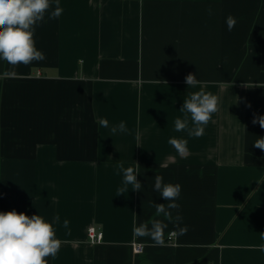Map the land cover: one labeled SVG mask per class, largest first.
I'll list each match as a JSON object with an SVG mask.
<instances>
[{
	"label": "crops",
	"instance_id": "1",
	"mask_svg": "<svg viewBox=\"0 0 264 264\" xmlns=\"http://www.w3.org/2000/svg\"><path fill=\"white\" fill-rule=\"evenodd\" d=\"M60 6L59 18L46 15L35 29L43 61L14 77L0 61V211L54 224L63 245L48 264H264V151L254 147L264 129L252 123L264 116V88L243 86L264 84V0ZM190 73L196 87L185 82ZM201 89L219 96V111L201 138L176 132L183 100ZM121 121L127 131L113 134ZM173 137L188 141L186 157ZM121 161L140 166V191L119 194ZM155 175L182 186L176 202L188 226L170 236L169 223L163 247L133 234L163 219L153 204L168 202L153 190ZM91 227L101 243L90 242Z\"/></svg>",
	"mask_w": 264,
	"mask_h": 264
},
{
	"label": "clouds",
	"instance_id": "2",
	"mask_svg": "<svg viewBox=\"0 0 264 264\" xmlns=\"http://www.w3.org/2000/svg\"><path fill=\"white\" fill-rule=\"evenodd\" d=\"M55 4V7L53 5ZM209 16L214 14L209 6L206 9ZM63 13L60 0H0V61L5 62L10 71L9 76H16L21 65L27 67L34 62L43 61L46 57L42 50L36 47L34 38L36 27L44 21L47 15L49 20L59 18ZM237 23L232 15L227 16L226 25L231 31ZM156 82H159L157 80ZM188 87H196L201 82L194 74L185 77ZM245 88H264V84L249 85L245 83ZM220 98L212 92L203 89L190 92L183 100L180 111L184 117H177L174 121L176 132L187 131L190 137L201 138L205 134V128L212 120L215 113L219 111ZM250 107V105H249ZM191 122L192 127H189ZM253 124H259L264 129V116H256L252 120ZM99 125L108 127V121L101 119ZM126 132L125 122L113 126L111 132ZM168 143L172 145L183 157L188 155V141L186 139L169 138ZM254 147L264 151V137L254 141ZM140 166L135 163V167H124L121 161L117 165V174L123 173V185L118 192L124 194L131 190L140 191L142 184L137 179ZM154 191L168 203H154L155 217L147 222L133 226V234L139 238H150L152 246H166L165 230L169 223L175 227L172 236H183L188 232V226L181 227L183 221L179 214L180 205L176 202L182 192L179 183H165L161 175L154 177ZM172 210H176L173 216ZM58 220L59 217H56ZM69 221L64 220L63 226L67 228ZM264 239V236H262ZM63 241L57 237L56 228L53 223L46 220L39 214L27 215L24 212L0 211V264H48V258L55 259L59 253ZM259 251L264 252V244L258 245Z\"/></svg>",
	"mask_w": 264,
	"mask_h": 264
},
{
	"label": "built area",
	"instance_id": "3",
	"mask_svg": "<svg viewBox=\"0 0 264 264\" xmlns=\"http://www.w3.org/2000/svg\"><path fill=\"white\" fill-rule=\"evenodd\" d=\"M88 237L92 244H98L101 243L103 240V233L97 231L94 227L89 228L88 230ZM135 252L141 253L143 251V247L139 245H135Z\"/></svg>",
	"mask_w": 264,
	"mask_h": 264
}]
</instances>
